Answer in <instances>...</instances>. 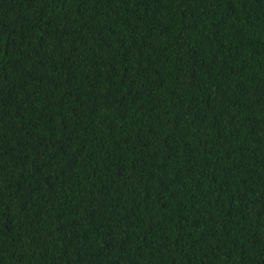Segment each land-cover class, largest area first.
I'll use <instances>...</instances> for the list:
<instances>
[{
	"label": "trees",
	"instance_id": "obj_1",
	"mask_svg": "<svg viewBox=\"0 0 264 264\" xmlns=\"http://www.w3.org/2000/svg\"><path fill=\"white\" fill-rule=\"evenodd\" d=\"M0 264H264V0H0Z\"/></svg>",
	"mask_w": 264,
	"mask_h": 264
}]
</instances>
